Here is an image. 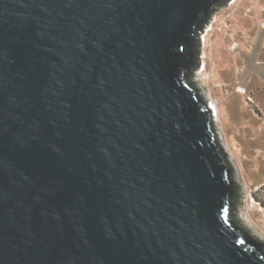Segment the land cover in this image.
<instances>
[{"label":"water","instance_id":"95a60500","mask_svg":"<svg viewBox=\"0 0 264 264\" xmlns=\"http://www.w3.org/2000/svg\"><path fill=\"white\" fill-rule=\"evenodd\" d=\"M218 3L0 0V264H264L189 80Z\"/></svg>","mask_w":264,"mask_h":264},{"label":"rangeland","instance_id":"374dc122","mask_svg":"<svg viewBox=\"0 0 264 264\" xmlns=\"http://www.w3.org/2000/svg\"><path fill=\"white\" fill-rule=\"evenodd\" d=\"M198 39L201 65L189 70V80L212 106L231 164L232 217L264 244V208L252 196L264 184V0H220L204 17Z\"/></svg>","mask_w":264,"mask_h":264},{"label":"trees","instance_id":"16d2710c","mask_svg":"<svg viewBox=\"0 0 264 264\" xmlns=\"http://www.w3.org/2000/svg\"><path fill=\"white\" fill-rule=\"evenodd\" d=\"M220 0H216V3L219 2ZM194 41H197V38L195 37ZM194 43V42H193ZM191 45H184L182 48L183 54L180 58L181 63L187 65L188 59L190 56V47L194 44ZM253 198L260 204L262 208H264V184L261 185L255 192L252 194Z\"/></svg>","mask_w":264,"mask_h":264},{"label":"bare ground","instance_id":"6f19581e","mask_svg":"<svg viewBox=\"0 0 264 264\" xmlns=\"http://www.w3.org/2000/svg\"><path fill=\"white\" fill-rule=\"evenodd\" d=\"M247 2V1H246ZM204 39H206L205 37H204ZM258 46H259V41H257L256 43H255V45H254V51L255 52H257V48H258ZM206 69V65H205V63H204V65H203V67H202V70H205ZM232 76V75H231ZM235 76H237L238 78H240V74L239 73H237ZM230 77V76H229Z\"/></svg>","mask_w":264,"mask_h":264}]
</instances>
